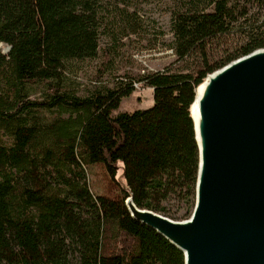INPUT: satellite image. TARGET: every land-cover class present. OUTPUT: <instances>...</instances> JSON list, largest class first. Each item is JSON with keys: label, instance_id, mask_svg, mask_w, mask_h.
<instances>
[{"label": "trees", "instance_id": "1", "mask_svg": "<svg viewBox=\"0 0 264 264\" xmlns=\"http://www.w3.org/2000/svg\"><path fill=\"white\" fill-rule=\"evenodd\" d=\"M250 2L264 11V0H170L174 62L126 69L108 85L123 41L144 29L129 0H0V264H184L131 217L117 176L139 207L191 215L199 150L190 106L207 74L264 48ZM93 60L83 86L75 77ZM135 84L153 89V105L113 115Z\"/></svg>", "mask_w": 264, "mask_h": 264}, {"label": "water", "instance_id": "2", "mask_svg": "<svg viewBox=\"0 0 264 264\" xmlns=\"http://www.w3.org/2000/svg\"><path fill=\"white\" fill-rule=\"evenodd\" d=\"M190 116L199 150L191 215L175 220L139 207L122 173L126 207L184 264H264V48L207 74Z\"/></svg>", "mask_w": 264, "mask_h": 264}, {"label": "rangeland", "instance_id": "3", "mask_svg": "<svg viewBox=\"0 0 264 264\" xmlns=\"http://www.w3.org/2000/svg\"><path fill=\"white\" fill-rule=\"evenodd\" d=\"M129 2L132 10H137L143 20V33L132 35L130 41H127V39L123 41L127 42V44L122 45L125 57L120 64L123 67L117 68L118 71L104 77V83L108 85H113L114 81H116V74H123L126 69L133 74H142L147 71L163 69L171 65L175 60V55L169 48L173 42L171 13L169 11L170 0H129ZM247 8L250 10L249 13L252 17L257 18L262 14L264 19V11L262 12L256 3H248ZM110 42V39L102 34L101 43L109 45ZM2 49L4 52H8L9 46L2 44ZM98 63V60L87 62L83 70L75 77L76 80L83 83V86L91 85L93 82H91L89 76L98 66ZM153 103V90L148 87H142L139 84V87H136L135 92L131 96L122 99L120 107L113 112V115L121 112L132 113L140 109H147ZM122 173L121 171L118 173V183ZM89 179L91 181V177ZM171 203L175 210L182 205L178 201H172Z\"/></svg>", "mask_w": 264, "mask_h": 264}, {"label": "built area", "instance_id": "4", "mask_svg": "<svg viewBox=\"0 0 264 264\" xmlns=\"http://www.w3.org/2000/svg\"><path fill=\"white\" fill-rule=\"evenodd\" d=\"M172 51V50H171ZM136 87H139V84H135Z\"/></svg>", "mask_w": 264, "mask_h": 264}, {"label": "bare ground", "instance_id": "5", "mask_svg": "<svg viewBox=\"0 0 264 264\" xmlns=\"http://www.w3.org/2000/svg\"><path fill=\"white\" fill-rule=\"evenodd\" d=\"M195 114H196V111H195Z\"/></svg>", "mask_w": 264, "mask_h": 264}, {"label": "crops", "instance_id": "6", "mask_svg": "<svg viewBox=\"0 0 264 264\" xmlns=\"http://www.w3.org/2000/svg\"><path fill=\"white\" fill-rule=\"evenodd\" d=\"M153 90V89H152Z\"/></svg>", "mask_w": 264, "mask_h": 264}]
</instances>
